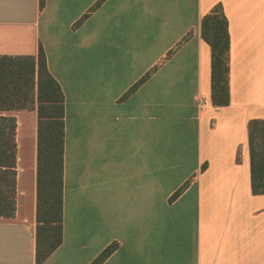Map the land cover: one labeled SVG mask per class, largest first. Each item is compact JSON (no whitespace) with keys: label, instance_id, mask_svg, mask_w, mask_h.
Returning <instances> with one entry per match:
<instances>
[{"label":"crops","instance_id":"crops-1","mask_svg":"<svg viewBox=\"0 0 264 264\" xmlns=\"http://www.w3.org/2000/svg\"><path fill=\"white\" fill-rule=\"evenodd\" d=\"M96 1L0 0V56L41 45L64 95L62 243L42 264H89L111 243L102 264H264L247 137L248 121L264 119V0H105L76 26ZM216 4L229 34L225 107L210 103L199 32ZM0 115L16 119V212L0 219V264H34L36 113Z\"/></svg>","mask_w":264,"mask_h":264},{"label":"trees","instance_id":"trees-1","mask_svg":"<svg viewBox=\"0 0 264 264\" xmlns=\"http://www.w3.org/2000/svg\"><path fill=\"white\" fill-rule=\"evenodd\" d=\"M105 0H97L75 23L81 24ZM42 7L43 0H39ZM200 38L210 49V103L229 104V34L220 4L204 14L199 23ZM184 36L160 63L168 59L189 37ZM160 64L142 76L124 95L127 97ZM36 113V200L34 264H42L62 243L63 235V155L64 95L47 69L41 45L36 55L0 56V112ZM16 119L0 115V219H13L16 212ZM250 188L253 195L264 194V119L247 123ZM239 162V157H236ZM205 169L202 165L201 171ZM190 177L169 198L176 199L190 184ZM117 248L111 243L89 264H102Z\"/></svg>","mask_w":264,"mask_h":264}]
</instances>
